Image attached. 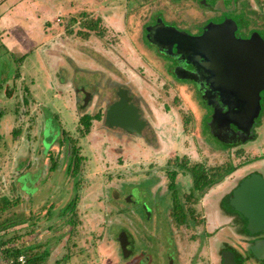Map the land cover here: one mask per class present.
<instances>
[{"label": "rangeland", "instance_id": "374dc122", "mask_svg": "<svg viewBox=\"0 0 264 264\" xmlns=\"http://www.w3.org/2000/svg\"><path fill=\"white\" fill-rule=\"evenodd\" d=\"M187 2L0 0V193L19 199L13 187L23 185L14 209L27 218L5 237L23 234L17 244L44 253V264H227L229 255L235 264H264L251 254L257 232L226 204L244 160L263 150L264 139L231 154L202 124L195 91L176 87L163 69L166 57L145 42L146 24L156 16L193 32L201 5L219 4ZM251 12L257 11L237 15L246 29L254 25ZM6 16L20 24L2 25ZM97 18L98 28L85 37L84 22ZM21 64L24 83L17 84L12 76ZM119 84L143 108L142 133L111 126L105 116L86 131L83 114H104ZM71 149L82 156V169H74ZM231 159L240 168L197 197L188 224H177L171 171H178L174 190L183 202L193 184L185 160L188 167H213ZM124 229L128 250L121 246Z\"/></svg>", "mask_w": 264, "mask_h": 264}, {"label": "flooded vegetation", "instance_id": "af4514ba", "mask_svg": "<svg viewBox=\"0 0 264 264\" xmlns=\"http://www.w3.org/2000/svg\"><path fill=\"white\" fill-rule=\"evenodd\" d=\"M202 1L203 0H195V2H193L192 0H188L187 4L192 8L193 5ZM226 1L230 2V7L225 5ZM237 1H239V4L237 3ZM240 3H245L246 6L247 4H252V7L246 9L245 6V9H243L242 7H240ZM219 5L222 6V9L219 8ZM201 7L202 10L200 11V14H202V16L197 20L196 24H198V27L195 30L193 29V32L189 31L186 28L183 29L184 27L181 28L177 26V24H175L174 22H168L163 17L156 16L154 23L149 22L146 24L147 28L145 27V30H147V32L145 38H147L148 40H145V42L156 54H160L161 56L166 57L167 66H165L164 68L161 65V67L165 69L166 74L172 79L176 87V83H179L182 87L185 85V87L189 90L195 91L200 104L202 103L200 112L203 115L201 117V120L202 124L205 125L207 132H209L214 137V139L224 140L225 144L229 146L225 149H229L228 151H230L231 154L239 155L243 152H246L248 147L262 145L261 141L264 139V89H261L258 93L260 95L261 104L260 112L256 117L253 125L250 127V130H247L245 127L240 125V123L233 121L230 112L233 109L240 110V107L238 106L240 104L238 103L247 100V97L243 95L242 92L251 91V89H249V87L246 88V86L243 85H229L227 81L221 78L217 71L212 68V64L205 55H202L199 58H195L194 56H190L195 54H188L184 51H179L176 43H174L173 46L170 45V40H167V38L164 37L163 34H161L162 31L159 29H155L154 33L156 32L159 38H161V40H159L160 43L164 44L165 47L168 46L166 48H163V45L152 40L151 36L149 37L148 27L157 24L158 21H163L169 26H175L176 28L185 30L192 35H202L212 30V28L217 27L218 24L226 22L229 27H232V29H234L237 40H264V0H219V4H217L216 7H214L213 5L211 7L201 5ZM261 8L263 9V13H257L258 9ZM249 9H251V11L256 10L257 12H251L253 13L252 17L254 19V25H250L248 26L249 29H246L247 26L242 23V18H239H245ZM189 11L193 12L192 9ZM256 13L257 16L254 15ZM237 15L240 17L237 18ZM259 16L262 17V20L259 19ZM260 27H262L263 31L259 29ZM252 37L254 38L251 39ZM210 39L222 40L223 38L211 37ZM204 46H207V44H204ZM206 54L211 55L214 53L209 52ZM255 70L256 69L254 68L253 71ZM257 71L261 72L262 70L259 69ZM117 87L128 88L123 84H119L117 85ZM120 89L118 90V94ZM90 96L91 95L89 94V92H87L83 95V99H86V97L89 98ZM119 99L120 96H117L116 99H114L112 102H107L108 106L106 110H108V108ZM136 103L137 102H135V104ZM137 106L139 108L142 119L146 120L143 108L139 104ZM204 107L206 108L205 112L202 111V108ZM105 113L107 114V111H105ZM105 113L103 114L102 112V119L103 116H105L106 118ZM85 114L90 115V113L88 112L84 113L83 115ZM95 120L96 118L92 119L93 122ZM221 143L223 144V142ZM244 162L245 163L243 166L247 168L244 174L238 177V181L231 189V192H233V190L240 184L241 181L253 174H260L262 177H264V148L262 151L258 149V152L253 153L251 156H249L248 159H245ZM203 166L209 172V175H212L218 171H222L224 170V168H231L229 173L226 174L223 178L214 181L212 185L209 186V189L219 184V182L228 177L229 174L240 168L239 166H237V164L234 163L232 159L231 162L227 163V165H219L213 167H207L206 165ZM253 236L254 234L252 235V237ZM255 238H264V232H258Z\"/></svg>", "mask_w": 264, "mask_h": 264}, {"label": "water", "instance_id": "95a60500", "mask_svg": "<svg viewBox=\"0 0 264 264\" xmlns=\"http://www.w3.org/2000/svg\"><path fill=\"white\" fill-rule=\"evenodd\" d=\"M155 29L162 31L161 34L170 40V45L173 46L176 43L179 51L195 54L190 55L195 58L205 55L212 64V68L229 85H243L251 89V91L242 92L247 100L238 103L240 110L233 109L230 112L233 121L250 130L261 109L258 93L264 89V40H237L234 29L226 22L218 24L206 34L192 35L185 30L158 21L157 24L148 27V35L152 40L160 43L161 38L156 32L154 33ZM211 37L223 39L211 40ZM160 44L163 48L168 47ZM209 52L214 54L207 55L206 53ZM254 68L255 71H253ZM259 69L262 71H257ZM119 96L120 99L108 108L106 121L111 126L141 134L146 121L142 119L138 106L125 88L120 89ZM230 202L247 218L249 230L257 233L264 232V177L253 174L245 178L233 190ZM121 242L124 250H128L127 246L132 240L127 231H122ZM253 249V254H256L257 258L264 259V238L257 239ZM225 262L235 264V261L230 259V255ZM0 264H5L1 257Z\"/></svg>", "mask_w": 264, "mask_h": 264}, {"label": "trees", "instance_id": "16d2710c", "mask_svg": "<svg viewBox=\"0 0 264 264\" xmlns=\"http://www.w3.org/2000/svg\"><path fill=\"white\" fill-rule=\"evenodd\" d=\"M99 19L100 18H97L96 20H88V21L84 22V29L86 31H82V32L84 33L85 37H88L90 35L89 34L90 31H92V30L95 31V29L98 28ZM79 31L80 30H78V32ZM15 71H16V74L18 72L20 73V66L19 65L17 66ZM2 115H3V112L0 108V118L2 117ZM95 118H97L96 121L102 119V114L99 113L96 115H89V114L83 115V117L81 118V121L83 123L82 127H84L86 131H89V129L93 125H95V123H94L95 121L94 122L92 121V119H95ZM186 120H187V122H189L188 116L186 117ZM0 121H1V119H0ZM63 134H66L65 129H64ZM71 139H73V138H71ZM6 145H7V142H6V140H4L3 146L5 147ZM77 151L78 150L75 149L72 152V149H71L72 154H70L69 159H74V166H75L74 169L77 166H79V169H82V165H79L76 163L77 158L82 157V156H79V153H77ZM54 165H55V161L53 162L52 166H54ZM182 165L185 166V168L188 169V171H190V173L192 174V182H193L192 187L190 188L189 192L185 194L186 196L184 195L185 198L183 197L184 198L183 202H180L178 194H177V190L176 189L174 190V188L177 185V180H176L177 175H178L177 170L171 171L170 178H171L172 182L169 185L171 188H173V193H172L173 194V196H172L173 208L171 209V213H173V215H172L173 219L179 225L189 223L188 219H187L188 215L194 216V213L196 211V209L193 205L194 204L193 202H195L197 200L198 196L203 195L207 190H209V186L212 185V183L214 181H216L217 179L223 178L226 174L229 173V171L231 169V168H224V170H222V171H218L212 175H209V172L204 168L203 164H201V163L189 165V167H188L186 165V160H185V163H183ZM185 173H186V171H185ZM21 177L22 176H20L19 178H21ZM16 187H13V190L17 189V191H18L17 194H18V196H20L19 199L16 198L15 200H12L11 198H9V196L7 194L0 193V235L4 234V238H3V236H0V257L3 261H7L8 258H10V257H16L19 254L24 253L28 256L30 264H44V258H45L44 253L33 252L34 249L31 248V246H20L17 244V241L22 239V237H24L23 234H18V235L16 234V236L5 237V235H8V233L10 234L11 231L17 232V230H14V229L20 227L21 225H25L26 221H27L26 217H19L17 214L20 212L16 213V210L14 209L16 204L21 203L20 201L23 199V195L20 194V192L24 191L22 188L23 185L20 184L19 186H16ZM193 197H196V198L193 199ZM226 204H229L232 206V204L230 203V199L229 200L227 199ZM68 205H70L71 207L72 206L74 207L75 199H74V201L70 202ZM125 231H127V230H125ZM127 232L130 233L129 231H127ZM127 247L129 248V245ZM231 248H232V246H231ZM251 254H253V253H251Z\"/></svg>", "mask_w": 264, "mask_h": 264}, {"label": "crops", "instance_id": "0c3cea01", "mask_svg": "<svg viewBox=\"0 0 264 264\" xmlns=\"http://www.w3.org/2000/svg\"><path fill=\"white\" fill-rule=\"evenodd\" d=\"M2 25H4V24H8L10 27H16V26H18V24H20V22H16L15 20L13 21V19H12V17L11 16H6V17H3V20H2V23H1ZM5 33V32H4ZM7 33V32H6ZM7 40H10L9 38H7ZM19 41H21V40H19ZM60 44H62V42H61V40H60ZM22 61L24 60V57H23V59H21ZM23 64H21V65H19L20 67L22 66ZM13 78H15V80H13V82L15 81L17 84H18V81H20V82H22V83H24V81L22 80V78H23V76H22V73H21V71H20V73L18 72L17 74H16V72L14 73V75L12 76ZM16 84V85H17ZM18 88V91H16V92H20V90H19V87H17ZM208 191V190H207ZM206 191V192H207ZM220 219V218H219ZM232 251H234V250H232ZM262 260V259H261Z\"/></svg>", "mask_w": 264, "mask_h": 264}, {"label": "built area", "instance_id": "2783aa9c", "mask_svg": "<svg viewBox=\"0 0 264 264\" xmlns=\"http://www.w3.org/2000/svg\"><path fill=\"white\" fill-rule=\"evenodd\" d=\"M5 264H30L28 256L24 253L19 254L16 257H10L7 261H4Z\"/></svg>", "mask_w": 264, "mask_h": 264}, {"label": "bare ground", "instance_id": "6f19581e", "mask_svg": "<svg viewBox=\"0 0 264 264\" xmlns=\"http://www.w3.org/2000/svg\"><path fill=\"white\" fill-rule=\"evenodd\" d=\"M247 219V218H246ZM248 222V221H247ZM123 231H125V230H123Z\"/></svg>", "mask_w": 264, "mask_h": 264}]
</instances>
